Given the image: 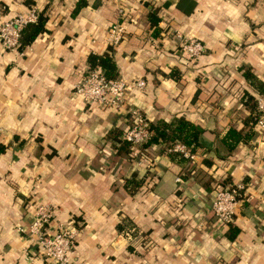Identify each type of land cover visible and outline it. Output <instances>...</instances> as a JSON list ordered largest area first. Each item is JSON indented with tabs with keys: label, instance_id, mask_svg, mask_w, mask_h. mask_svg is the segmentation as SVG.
<instances>
[{
	"label": "crops",
	"instance_id": "crops-1",
	"mask_svg": "<svg viewBox=\"0 0 264 264\" xmlns=\"http://www.w3.org/2000/svg\"><path fill=\"white\" fill-rule=\"evenodd\" d=\"M30 5L46 17V30L21 50L0 42V264H55L29 235L43 203L55 207L46 229L58 221L79 228L69 264H264V135L231 151L221 139L243 126L244 92L261 95L242 68L264 82V0H0V21ZM114 21L124 26L111 45L118 77L145 84L104 107L84 101L74 85L88 54L107 50ZM177 33L198 37L205 51L181 52ZM172 68L179 78L167 74ZM128 106L149 121L182 115L204 126L214 164L195 151L194 172L184 178L160 147L137 159L118 152L109 135L131 123ZM131 175L143 177L134 191L124 185ZM208 175L212 191L201 182ZM219 179L243 184L225 225L211 207ZM230 223L239 227L234 238L225 233Z\"/></svg>",
	"mask_w": 264,
	"mask_h": 264
},
{
	"label": "built area",
	"instance_id": "built-area-1",
	"mask_svg": "<svg viewBox=\"0 0 264 264\" xmlns=\"http://www.w3.org/2000/svg\"><path fill=\"white\" fill-rule=\"evenodd\" d=\"M39 10L35 5H30L26 12L17 13L14 16L0 21V42L5 49H16L20 44V36L23 27L38 18ZM124 26L121 21L112 22L107 29V40L110 45L116 46L122 39ZM178 47L181 52L189 57H196L205 51V45L201 39L193 35H181ZM143 79L128 82L122 77H107L101 67H93L74 85V93L86 102H96L104 107H118L125 100V94L132 88L144 86ZM257 109L259 116L255 123L260 129H264V94L257 97ZM128 113L132 122L122 133L123 137L131 144V154L137 157L142 150L141 144L146 141L152 131L149 129V120L134 106H128ZM1 133V126H0ZM163 143L160 142V145ZM147 146L144 149H148ZM143 149V150H144ZM178 150L184 156L193 158L196 152L181 141H175L168 150ZM243 184L240 181L216 185L215 194L211 201L212 210L221 224H227L233 219L241 198L238 196ZM55 212V207L43 203L35 207L33 219L29 225V235L40 248L44 258L55 264H69L70 251L74 246L79 228L75 225H66L58 221L53 229H46Z\"/></svg>",
	"mask_w": 264,
	"mask_h": 264
},
{
	"label": "trees",
	"instance_id": "trees-1",
	"mask_svg": "<svg viewBox=\"0 0 264 264\" xmlns=\"http://www.w3.org/2000/svg\"><path fill=\"white\" fill-rule=\"evenodd\" d=\"M28 3H32L33 0H26ZM82 4V2L78 1L74 11ZM148 19L150 22V26H152V33L157 35L160 31L158 22L159 17L157 16L156 10L152 9L148 12ZM45 20L46 17L39 13L38 18L35 22L28 23L25 27H23L20 36V44L18 49H22L24 46L29 44L34 38L38 35V33L45 31ZM88 69L93 67H101L104 70V73L107 77H117V66L113 56V47L111 45L108 46L106 51L101 53L90 52L87 56ZM242 72L244 76L249 80L250 84L258 92L264 94V82H261L257 79V77L252 73L249 68H242ZM169 76L177 79L179 78V70L177 68H172L169 73ZM243 103L247 106L249 113L243 118V126L241 129H236L235 127L230 126L225 134L221 137L222 141L226 143L228 151H231L235 144L243 140L247 142L249 139H253L255 136L264 135V130L260 128H255V123L259 116V110L257 109V97L253 96L248 91H245L243 96ZM130 115V114H129ZM129 122H132V117ZM149 129L152 131L150 137L141 144V151L138 153V156H132L131 154V144L128 140H126L122 135L121 129H114L110 131L109 135L110 141L113 143L116 150L120 153L129 154L133 158L137 159L146 154L143 150L147 146L153 145L156 147H162L163 151H165L168 157L171 160L177 161L181 165V175L184 178H188L189 174H193L194 172V164L191 163V158L184 156L180 151L170 149V147L175 141L179 140L184 143L192 152L198 151V153L202 156V163L206 166H212L214 164L213 156L218 157L217 153L212 151L210 146H206L201 141V135L205 131V127L201 126L198 123H195L185 116H174L170 119L159 118L155 121H149ZM160 142L163 144L160 146ZM2 149V146H0ZM149 171V170H148ZM211 180L213 177L208 175L203 177L201 182L204 188L207 191L214 190L211 186ZM245 180V179H244ZM143 182L142 178H136V175H131L130 177H126L124 179V185L130 191H134L137 187H139ZM243 191L240 189L238 196L243 197ZM119 229L122 228V225H118ZM239 231V227L237 225L229 224L228 229L226 230V235L229 238H234Z\"/></svg>",
	"mask_w": 264,
	"mask_h": 264
},
{
	"label": "rangeland",
	"instance_id": "rangeland-1",
	"mask_svg": "<svg viewBox=\"0 0 264 264\" xmlns=\"http://www.w3.org/2000/svg\"><path fill=\"white\" fill-rule=\"evenodd\" d=\"M161 146V145H160ZM162 147H164L163 145L161 146V150L163 151V149H162ZM146 152V151H145ZM241 183H242V181H240ZM218 183H222V184H227V183H232V182H225V181H223V180H218ZM215 189H216V185H215ZM242 189V188H241ZM241 198V197H240Z\"/></svg>",
	"mask_w": 264,
	"mask_h": 264
}]
</instances>
